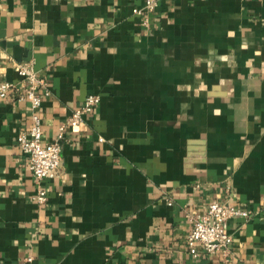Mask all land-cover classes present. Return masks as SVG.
I'll return each mask as SVG.
<instances>
[{"label": "crops", "instance_id": "obj_1", "mask_svg": "<svg viewBox=\"0 0 264 264\" xmlns=\"http://www.w3.org/2000/svg\"><path fill=\"white\" fill-rule=\"evenodd\" d=\"M143 3L0 0V81L31 54L45 141L101 96L43 205L32 105L0 98V264H264V0H162L148 25ZM215 199L251 215L226 223L231 256H193L189 214Z\"/></svg>", "mask_w": 264, "mask_h": 264}, {"label": "built area", "instance_id": "obj_2", "mask_svg": "<svg viewBox=\"0 0 264 264\" xmlns=\"http://www.w3.org/2000/svg\"><path fill=\"white\" fill-rule=\"evenodd\" d=\"M162 0H144L140 7L134 8L135 13H144V25L149 24V15L156 12ZM20 81H0V98L28 99L32 105L31 122L29 126L18 133V145L27 156L28 167L37 184L33 200L39 204L48 201V179L61 176L62 144L67 125L79 129L85 123V116L94 110L101 101L98 93L88 94L82 104L72 110L68 124L60 127L57 139L53 142L44 140V130L40 108L51 89L47 78L36 69L34 62L23 60L16 65ZM237 215L250 216L248 209L215 199L201 212L189 214L191 229L186 238L189 252L193 256L204 254H221L228 258L233 253V235L227 230V221Z\"/></svg>", "mask_w": 264, "mask_h": 264}, {"label": "water", "instance_id": "obj_3", "mask_svg": "<svg viewBox=\"0 0 264 264\" xmlns=\"http://www.w3.org/2000/svg\"><path fill=\"white\" fill-rule=\"evenodd\" d=\"M13 46H14L15 49L18 51V44H17V43H13ZM17 55H18V54H17ZM17 57H19V56H17ZM31 57H32V56H31V54H30L29 57L26 58V59H29V60H30ZM19 59H21V58H19Z\"/></svg>", "mask_w": 264, "mask_h": 264}]
</instances>
